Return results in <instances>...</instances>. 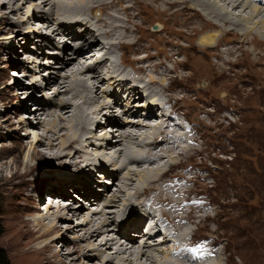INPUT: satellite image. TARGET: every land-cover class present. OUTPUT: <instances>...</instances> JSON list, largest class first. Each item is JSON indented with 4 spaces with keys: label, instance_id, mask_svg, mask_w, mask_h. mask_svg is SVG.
<instances>
[{
    "label": "rangeland",
    "instance_id": "rangeland-1",
    "mask_svg": "<svg viewBox=\"0 0 264 264\" xmlns=\"http://www.w3.org/2000/svg\"><path fill=\"white\" fill-rule=\"evenodd\" d=\"M24 1L17 4L18 6H23L22 12L11 14L7 23L0 26V208L3 225L0 247L7 253L11 264H27V261L22 258L23 253L27 251V247L15 245V241L17 240L18 242V235L22 230L18 224L22 221L31 222L32 224L35 220H45L46 224L49 223L50 220L45 217L48 205L55 207V209H52L57 212V202L54 199L52 201L48 199L50 194L59 195V193L65 191L66 193L64 192V194H67L68 197L62 198L63 201L74 200L76 204L85 205V207L88 203L87 201L92 200L91 203L94 202L95 198L93 196L90 195L87 200H84L83 193L75 191L77 185L80 188L84 186L85 182L77 181L83 179L84 181H92L95 194L104 193V189L111 193L108 199L105 195H102L103 200L99 202V205L94 204L93 208V211L97 212L103 210L107 217L114 219L109 226L110 231L116 228L118 223L120 224L126 219L128 214L129 216L131 215L130 212L123 213L120 207L123 204L121 200L119 202L120 205L116 204L117 207L106 206L111 196L118 194L116 193L118 189L120 190L121 187L127 186L125 190L130 189L129 192L134 198L137 192V185H141V191H144L146 193L145 198H148V201L145 202H149V199L154 197V193H159V189L151 190L153 187H160L166 192L158 202L152 205L151 211L157 212L163 218H166L167 221L164 220V223L166 226H169V223L172 224V230L177 235L169 238V243L164 246L157 241L159 245H156L157 243L154 240L147 239L148 236L142 237L143 234L140 235L142 228L138 232H132V238L138 242V245L152 242V246L154 247L155 245L158 248V251L154 254L161 264H168L169 261L173 262V260L179 262V258L178 260L173 259V251L171 252L170 250L171 246L174 247L173 245L176 242L192 245L193 247L196 246V243H199L196 248H193V251L205 253L206 255L204 256L209 259L208 261L214 264H264V23L260 24L263 16L242 22L236 28L237 31H233L234 28L229 27L230 24H226L222 28L215 27L214 23L204 16L205 12L202 14L198 10L199 7L194 2L190 4L189 2L181 3L180 6L173 3L167 4L163 0H127L125 2L127 6L123 10L127 14V22L121 20L123 22L116 27V35L110 40L111 44L114 45H112L114 49L118 50L115 52L107 50L110 61L102 62L109 67L111 64L118 65L117 67L119 69L123 68L126 73L128 71L127 75L129 76L124 77L130 79L132 84L138 86L136 94L144 95L145 100L148 96L151 97L155 94V88H145V85L156 79L161 83L153 82L156 83L160 92L156 98L157 103L162 104L172 98L175 99L166 104L163 112H169L170 107H172L171 109L176 108L177 112L173 118L174 120L181 119V124L178 126L186 129L184 124L186 121L192 128L191 130L177 129L175 132L178 136L184 137L179 141V144L182 146L181 149L187 150V153L183 154L184 152L179 149V151H176L175 157L171 158V161L170 159H165L162 164L164 168L161 166L160 172H155V174L153 173L154 176L150 175L148 177L155 178L154 180L150 178V180L154 181L152 185L149 187L146 185L144 188L140 177V173L144 170L132 163L128 167L124 164L125 168L121 169V163H124L128 153L127 151H120L119 148L109 152L107 154L108 158L106 157L107 160L111 161L112 159L106 168L111 172H117L118 180H116V186L106 184L105 179L103 182L101 178L97 177V174H94L95 172L90 171L92 167H87L86 173H82L79 168L87 165V162H82L80 166H75L73 165L75 160L65 157L62 159L66 163L64 164L65 166H60L61 160L46 158L45 160L37 161L33 158L31 147L39 139H42L43 135H46V130L53 129L59 132L61 129L63 130V126L66 123L61 120L62 114L60 111L53 107L55 104L48 106V108L46 107L49 105L50 99H56L59 104L62 97L57 96L58 87L64 81L63 76L72 73L71 70L61 72L63 70H60V66L55 67L60 60L55 59L54 61L52 59L59 52L56 50L55 54L53 53L55 51L53 50L55 42L52 41V37L48 34H52L53 30L60 27L57 23L59 18L61 20L59 24L61 25L65 23L67 26L69 24L84 26L86 21L92 22L96 12L102 11L103 17L100 19L99 24L101 22L104 23L103 20L107 19L109 15V10L107 9L110 8V2L107 3L105 0L108 5L102 7L104 11L107 10L105 13L102 9H94V7L97 8V5H94L89 0H78L72 4L70 1L66 2V6L71 5V8L67 9V14L62 15L63 12L55 11L54 16H52L50 6H46L44 10L39 9L40 7L42 8L41 3L44 0ZM159 1L162 2L160 3ZM0 2L6 4L4 9H0V15L8 14L10 8L8 0H0ZM118 2L123 3L124 0H119ZM211 2L215 5L220 4V7L224 6L218 0H211ZM49 3L53 2L49 0ZM253 6L258 5L253 3ZM183 8L185 9L181 13L180 9ZM225 8L230 15L242 16L243 14V16L247 17V13L250 14V8L248 9V7L244 9L247 10L244 13H242V8L234 10L235 13L232 12L231 8L227 6ZM68 15L69 17H66ZM51 16L54 21H52L53 23L51 22L50 29H46L45 21ZM226 18L229 19L231 17L226 16ZM89 27L93 29V24ZM99 27L100 29L102 28L101 25ZM197 27L199 28L196 29ZM250 28H253L252 31L254 32L249 36L245 37L240 34V32H247ZM100 29L95 30L94 28V31L102 32ZM39 30L43 32L40 36H49L45 38L48 41H45L44 44L46 45L42 47L41 45L38 46L37 41H35L37 36H39L37 34ZM166 30L177 34L166 35ZM209 33L211 35L216 34L218 38L216 37L213 44L202 47L201 38ZM23 37L30 38L28 47L26 41L21 40ZM148 38L151 40L149 41ZM92 40L100 44L110 42L107 39L105 40V38ZM60 41L59 47H64V49L68 47L66 50L68 53L77 50L79 43L74 44L73 40H67V44L61 39L57 40V42ZM135 41L140 42L141 48H138V46L133 47ZM129 45L132 47L129 48ZM121 49L124 50L125 56L122 55ZM225 51H229V55H226ZM143 58H145L144 63H147L149 67L140 68L141 72L139 73L138 63ZM29 61H38L40 64L32 65ZM83 61L80 60V63ZM153 61L156 62L154 63ZM49 62H54V64ZM15 63L24 64L23 69L15 67ZM157 63L161 66H159V69L154 70L153 67L157 66ZM33 66L36 67L34 68ZM24 69L27 71H24ZM33 69L36 70V73ZM120 70L122 71V69ZM136 70H138L137 73ZM17 71L21 73L20 75L23 79L18 78L13 82L11 72ZM57 72H59V76L56 75ZM28 73L30 74L29 78L24 76ZM39 73L42 74L39 75ZM120 73L118 75L123 77L124 74ZM55 76L57 77L56 79ZM138 77L144 79L143 84L138 80ZM75 78L78 81H87L90 86L94 84L88 74H76ZM40 81L42 82L40 83ZM49 82L52 83L48 87L41 85ZM57 82L59 84L57 85L58 87L53 86ZM95 83L100 86L102 93L103 89L100 82L96 81ZM105 84H108V89L116 88V86L111 87L113 85L112 81ZM21 85L27 89L25 90L27 92H31L32 88H34L36 92L34 100H38L43 104V115L41 117L38 115V120L44 124L42 126L41 123L37 128L38 130H31L24 126L25 124H22V122L30 121L35 126L38 121L35 118L34 120L30 118L35 111V104L33 101H29L25 94H21ZM41 86L43 87L40 88ZM94 89L96 90L95 85ZM168 98L170 99L168 100ZM111 99L113 101L118 100L115 96L111 97ZM111 99L103 98L101 94L97 101L100 102V105H104L109 103ZM76 102L80 103V100L77 99ZM89 102L94 101L91 99ZM98 105L91 103L90 108L86 105L85 111L92 114ZM127 105L128 103L125 99L120 100L117 110H115L116 116L114 118H117L118 114L121 116V111ZM25 107L32 111L25 110ZM135 109L138 108L135 107ZM157 110L156 113L159 116L160 112ZM68 116L66 115L64 118L67 119ZM125 118L127 117L121 116L120 120L125 121ZM78 120H76L77 122L74 121L75 125H78ZM98 122L96 129L98 132L96 131V134L87 136L89 142L84 144V151L91 154L93 160L90 163L93 164L97 162L95 159L98 153H102L106 149L105 145L99 142V138L105 135L110 137L113 132L112 128L105 124V120L98 119ZM170 129L174 128L170 127ZM65 130L67 131V129ZM61 132L63 133V131ZM148 133L147 140L162 137L157 135L158 131L156 130H150ZM192 134L194 135L190 137L189 135ZM119 135L120 133H116V137ZM142 143L143 140L138 141L137 145H133L134 142L132 141V154L138 152L139 144ZM175 145L177 146L178 143ZM17 146L23 148L19 156L16 155V152L6 153V151L8 152ZM96 152L97 155H95ZM15 156L19 157V162L13 165L12 161ZM119 156L121 157L119 158ZM76 157L75 159H77ZM113 158L115 159L113 160ZM115 160L119 162L117 163L118 165L113 166L112 162ZM25 165L34 168L35 172L27 178L29 183L18 185L19 177L15 176V173L18 172L21 177V174L25 172ZM64 168L68 170L66 171ZM50 169L57 172H53L54 179L48 177ZM102 169L98 168L96 173H103ZM118 169H121V171ZM168 170H170L169 173H167ZM65 173L72 176L73 179L76 178L72 185L73 187H69L66 190H62L59 187L50 188L49 184L47 186L42 181L44 177H48V182L55 183V178L62 177ZM61 180L67 182L66 179ZM112 181L113 183L115 182V180ZM85 188L83 187L82 189ZM76 189L79 188L77 187ZM74 192L78 195V199L71 197L75 196ZM64 194H60L59 197ZM85 194L89 195V190H85ZM119 195L123 200L130 198L126 197V193ZM132 201L136 202V198ZM137 201L140 202V199H137ZM135 202H132L131 206L134 209L136 207L141 212L139 210L141 209L140 204L138 206L137 204L134 205ZM58 203L60 204V202ZM71 203L66 207L71 205ZM150 204H152V201ZM90 211L91 213L93 212L92 208L90 210L85 209L84 212L88 215ZM54 212L51 211V213ZM118 215L119 217L115 223V218ZM120 217L121 220L119 219ZM69 219L71 220V217ZM97 219L98 222H103L104 217L99 215ZM70 220L61 221L60 224L59 220H57V223L62 227L61 231L63 233L66 232L68 227L78 223L76 218L73 219L74 221ZM108 221L111 222V220ZM184 234L187 235L185 243L179 240ZM79 235L81 233L68 234L64 242L67 243L66 240L69 241L68 238L72 241L74 237ZM109 237L113 238L116 236L113 232H110ZM162 237L163 241L165 235H162ZM155 238L157 240V237ZM25 241L22 239L19 240V243L25 244L27 243ZM117 241L120 244L124 243L120 238H117ZM64 242L59 240L54 250L60 251L63 256H67L69 248L63 244ZM39 247H41V243L34 244V248ZM170 253H172L171 256ZM195 255V253H192V257ZM106 256L115 257L114 249L108 250L105 254ZM132 256V258L130 257L131 260H129L131 261L130 264H151L145 258L136 262L134 261L136 257ZM118 260V258L117 260L115 259V263ZM89 263L101 264L97 259H93ZM112 263L115 264L114 262Z\"/></svg>",
    "mask_w": 264,
    "mask_h": 264
},
{
    "label": "bare ground",
    "instance_id": "bare-ground-1",
    "mask_svg": "<svg viewBox=\"0 0 264 264\" xmlns=\"http://www.w3.org/2000/svg\"><path fill=\"white\" fill-rule=\"evenodd\" d=\"M22 1H24V0H8V5L10 6L9 13L0 15V26H3L7 23L9 16L11 14H14L15 12H17V13L22 12L23 6L17 5L19 2H22ZM51 1L53 3H49V0H44L41 3L42 8L40 7L39 9L44 10L46 8V6H48V7L50 6V8L52 10L51 15L54 16L55 11L63 12L62 15L67 14V11L71 8V5L66 6V2L71 1V4H72L73 2H76L78 0H50V2ZM55 1H57V2H55ZM89 1L91 3H94V5H97V8L94 7V9H96V10L102 9V7L106 6L107 3L110 2V8L107 9V10H109L108 11L109 15H108L107 19L103 20L104 23L101 22V24H99V21H101L100 19L103 17L102 11L96 12L94 19H92V22L86 21L84 23V26L70 25V24L67 26L65 23H63L61 25V24H59L61 21L59 18V20H57L58 21L57 23L60 27L57 28L56 30H53L52 34H48L50 37H52V41L55 42L54 43L55 45H53L51 43V45H53V47H54L53 50H55L53 53L55 54L56 50H57V52H59L56 55V57H53V59H52L54 61H55V59L60 60L59 64L56 63L58 65L55 67L60 66V70H63L61 72L71 70L72 73L71 74L69 73L70 75L63 76L64 81L61 83V85L59 87L57 86V85H59L58 82L55 85H53L55 87L56 86L58 87L57 96L62 97V100L59 101V104H58V102H56V99H54V100L50 99V103L46 107L48 108V106L55 104L53 107L57 108L60 111V113L62 114L61 120L64 121V123L65 122L66 123L64 124L65 126H63V130L61 129L59 132L55 131L53 129L46 130V132H47L46 135L45 136L43 135L42 139H39L34 144V146L31 147L32 156L37 161L38 160H45L46 158H49L52 160H58V161L61 160L60 166H65L64 164H66V163H64V160H62L65 157H67L71 160H75L76 164L75 163L73 164L75 166H80V164L82 162H87L88 163L87 165L81 166V168H79L82 170V173H86V170H88L87 167H92V170H90V171L95 172L94 174H97L98 178H101V180H104L106 177H108L107 178L108 181H110L111 179L115 180V182L114 183L112 182L111 184L113 186H116V180H118L117 179V176H118L117 172H115V173L111 172L110 170H108L106 168V167H108V165L112 161V159H111V161L108 159L109 160L108 161L106 159V157L108 158L107 154L109 152L115 150L116 148H119L120 151H127V153H128V155H126L128 158L125 157L126 159H125L124 163H121L122 164L121 169L125 168L123 166L124 164L126 167H128V165L131 163L137 165L142 170H144L140 173V177H141V181H142L141 184L144 185V188L146 185L149 187L150 185H152V183L154 182L153 180L155 178L150 177L151 179H153V180H150V178H148V177L150 175L154 176L155 172H157V173L160 172L159 170H160L161 166L164 168V166L162 164L164 163L165 159H170V161H171V158L175 157V153L177 150L179 151V149H180V151L184 152L183 154L187 153V150L185 151V150L181 149L182 146H180V144H179V141H181L184 137L182 136L183 137L182 138L181 136H178L175 133L177 131V129H181V130H186V129L178 126L181 124V119L180 120L176 119L177 124L174 125V129H170L171 126L168 123L160 124L156 128H151L146 123L147 121L152 120L153 118L158 119V117L161 116L162 114H160L158 116V114L156 113V110L159 109V110H157L158 112L164 111V107L166 106V104L175 100L174 98H172V99L168 98V100L169 99L170 100L165 102V103H162V104L157 103L156 98L160 92H159V88L156 85V83H153V82H157L159 84H161V83L158 82L156 79L151 80V82H148L145 85V88H153V89L155 88L154 89L155 90L154 96H151V97L148 96V98L145 100L144 95L136 94V89H138V86L135 84H132L131 83L132 81L130 79L126 78L127 76H129V75H127L128 71L126 73V71L123 68H120V69H122V71H121L117 67L118 65L115 66L114 64H111V66H113V67H111V66L109 67L103 63L104 61L105 62L110 61L109 58L104 60L103 62L101 61L97 64L92 65L91 64L92 62H91L90 65H88L86 67L82 66L83 62H81L82 63L81 64L80 60L83 59L84 54L87 53L88 45H89L90 41L93 42L92 39L99 40L101 38H105V40L107 39L108 41H110L116 35L115 34L116 33V27L119 25V23H122L123 21L127 22V19H128L126 12L123 10L127 6L125 4V2L127 0H124L123 3H119L118 2L119 0H113V1L106 0L107 3L105 0H89ZM163 1H165V3L167 2V4L173 3V4H178L179 6L181 5V3L189 2V4H190V3L194 2V4L197 7H199L198 10L201 11L202 14H204V12H205L204 16L210 22L214 23V26L217 28L218 27L222 28V27L226 26V24H230L229 27L234 28L233 31H237L236 28L239 27L242 22L254 20V18H258L259 16L260 17L263 16V19H261L260 24L264 23V0H218L219 2L224 4V6H221V7H220V4L215 5L214 3L211 2V0L210 1H208V0H172V1L163 0ZM159 2L161 3L162 1H159ZM128 3H130V2L128 1ZM253 3H256L258 6H253ZM5 5H6L5 3L0 2V9H4ZM190 6H192V5H190ZM226 6L231 8L233 10L232 12H234V13L238 8H240V9L242 8L243 9L242 13H244L245 11H247L244 9L248 7V9L250 8L249 9L250 14L247 13V17L243 16V14H242V16H237L235 14L230 15V13H228L226 11V8H225ZM184 9L185 8L180 9V12L183 11ZM102 10L104 11V9H102ZM107 10L104 12L106 13ZM92 11H94V10H92ZM75 12L77 13V11H75ZM238 15H240V14H238ZM52 16H51V18H48L45 21L46 25H47L46 29H50L51 22L54 21ZM179 16H181V15H179ZM226 16L227 17L229 16L232 19L231 18L228 19V18H226ZM66 17H69V15ZM70 18H72V17H70ZM121 20H123V21L121 22ZM91 24H93V29L89 27ZM100 25L102 26L101 29L99 27ZM124 27H125V24H124ZM130 27H131V25H130ZM94 28H95V30L100 29L102 32L94 31ZM198 28L199 27H197L196 29H198ZM252 29L253 28H250V30H248L245 33L240 32V34L242 36H245V37L249 36L250 34H252L254 32V31H252ZM41 33H43L42 30L37 31V34H39V36H37V39H35V41H37L38 46L41 45V47H42V46L46 45V44H44V42L48 41V39H45V38H47L49 36L48 35H47V37H44L42 35L40 36ZM117 34H118V32H117ZM150 34H152L153 36H156L153 33H150ZM165 34L166 35L167 34L176 35L177 33L172 32L170 30H166ZM119 35H120V33H119ZM216 37L218 38V36H216V34L211 35L210 33L208 35L202 36V38H201V44H203L202 47L213 44L216 40ZM58 39H61L63 42H65L67 44H68L67 40H73L74 44L79 43L80 45L78 44L76 51H73L72 53H70V52L68 53L66 51L68 49V47H66V49H64V47L61 48V46L59 47L61 41L57 42ZM144 39H146V38H144ZM148 39H149V41L151 40L150 38H148ZM21 40L26 41V44L28 47L30 38L28 39L27 37H23ZM134 44L135 45H133V47L138 46V48H141L140 42L135 41ZM102 45L105 46V48L109 52H115L116 50H118L116 48L114 49V47H113L114 45L111 44V41L108 43L104 42ZM130 47H132V46L129 45V48ZM38 48H40V47H38ZM73 48H75V47H73ZM122 48H124V47H122ZM121 52H122V55L125 56V52L123 49H121ZM225 52H226V55H229V53H230L229 51H225ZM66 55H68V56L66 57ZM144 60H145V58L139 60L140 63L137 62L138 66H139V73L141 72L140 68H148L149 67L147 65V63H144ZM29 62H31L32 65H35L37 63L40 64L38 61L37 62L36 61H29ZM153 62L155 63L156 61H153ZM49 63L54 64V62H49ZM158 63H157V66L153 67L154 70L159 69V66H161V65H158ZM180 64H182V63H180ZM14 65H15V67L20 68V69H23V67H24V64H20V63H15ZM201 65L204 66L203 63H201ZM162 67H164V66H162ZM40 69H39V72H40ZM24 71H27V70L24 69ZM33 71L36 73L35 69H33ZM59 72H57L56 75L59 76L60 75V74H58ZM119 72L124 74L123 77H122V75L121 76L118 75ZM137 72H138V70H136V73ZM116 73H117V75H116ZM20 74L21 73H19V75ZM40 74H42V73H39V75ZM76 74H78V75L79 74H81V75L88 74L91 77L92 81H94V84L90 86L87 81H78L75 78ZM168 74H169V72H168ZM24 76L29 78L30 74L28 73V74H25ZM124 76H126V77H124ZM56 78L57 77L55 76V79ZM21 79H23V78H21ZM138 80L141 81V84H143L144 79L142 77L141 78L138 77ZM96 81H99L100 85H102L101 86L103 89L102 93L100 91L101 90L100 86L95 83ZM109 81L113 82V85L111 84L112 85L111 87L113 88L114 86H116L115 89L114 88L108 89V84L106 85L105 83H108ZM51 83L52 82L42 83L41 85H44V87H48ZM94 85L96 87V90L94 89ZM106 86H107V88H106ZM20 87L22 90L21 94H25L27 96V99L31 102L33 101V103L35 104V107H34L35 111L33 112V114H31L30 118H32L33 120L35 118L38 121L37 125L35 124V126H34V123H31L30 121L25 122V123L22 122V124H25L24 126H26L27 128H29L31 130H34V131L38 130L37 129L38 126H40L41 123H42L41 124L42 126L44 124L43 122L38 120L39 119L38 115L40 117L43 115V104H42V102H40L38 100H34L35 99L34 95L36 93L34 88H32L31 92H27V91H25V90H27L25 87H23L22 85ZM142 88H144V87H142ZM23 92H25V93H23ZM101 94H102L103 98L107 97L108 99H111V97L115 96V98H117L118 100H114L115 101L114 102L113 99H111V101H109V103H105L104 105H100L99 104L100 102L97 101V98H99ZM77 99L80 100V103L76 102ZM91 99H93V101H94L91 103H94V104L96 103V105L99 104L98 106L95 107L92 114L90 112L85 111L86 105L88 108L91 107L90 106L91 103L89 102V101H91ZM122 99H125V101L128 103L126 108L123 109V111H121L122 112L121 116L127 117V118H125V121L120 120L121 116H119V114H118L117 118H114L116 116L115 110H117L116 108L119 105V101ZM139 100H141L140 103H138ZM148 100H150V101H148ZM142 103H143V105H142ZM135 107H137L138 109H135ZM171 108L172 107H170V110H173L175 113L177 112L176 108H173V109H171ZM24 109L32 111L31 109H28V107L27 108L25 107ZM169 112H166L165 115L169 116V118H171V119H174L173 114L169 113ZM66 115H69L67 119L64 118V116H66ZM95 116H97V117L95 118ZM138 116H140V117H138ZM93 117L95 118V120ZM162 117H164V116H162ZM77 119H79L78 125H75L74 121H76ZM98 119L99 120H105L106 121L105 124H107L108 127H111L113 132L110 135V137H107L105 135V136H101V138H99V142L102 143L103 145H105L106 149L102 153H98V155L96 152L95 155H97V158L95 160L97 162H96V164L95 163L93 164V163H90V161L93 160L91 154L84 151V149H85L84 144L86 142H89L87 136L94 135L98 132L96 130L98 127V123L100 122V121L98 122ZM65 129H67V131ZM100 130H102V129H100ZM150 130L158 131L157 135L162 136V137L161 138L159 137L157 139L152 138L150 140H147V135L149 134L148 132ZM61 131H63V133ZM116 133H120V135L116 137ZM49 134H51V135L49 136ZM95 136H97V135H95ZM187 137H188V135H187ZM141 140H143V143L139 144V150H137L138 152H135L134 154H132V151H133V150L131 151V149L133 148V146L131 144L132 141L134 142L133 145H137V142L141 141ZM177 143H178V145L176 146L175 144H177ZM92 145H96V144H92ZM97 146H99V145H97ZM22 149L23 148L17 146V147L10 149L8 152L6 151V153L11 154V153L16 152L17 153L16 155L19 156L22 153ZM78 154H79V156H78ZM81 154H82V156H81ZM76 155H77V157H76ZM18 156H15V159H13V161H12L13 165L18 164V162H19ZM75 157L77 159H75ZM120 157L121 156H119V158ZM114 159L115 158H113V160ZM118 162H119L118 160L113 161L112 162L113 166L118 165L117 164ZM24 168H25V172H23L21 174V177L18 174V172L15 173V176L19 177L18 185L29 183L27 178L30 177L31 174L33 175L35 172V169L28 166V165H25ZM98 168L99 169L103 168L102 169L103 173H101V172L96 173V170ZM121 169L120 170L118 169V170L121 171ZM64 170L67 171L68 169L64 168ZM77 170H78V168H77ZM53 172H56V170L53 171L50 169L48 171V173H49L48 177L54 179ZM169 172H170V170L167 171V173H169ZM162 175H163V173H162ZM110 177H111V179H110ZM47 178L44 177L42 180V181H44L45 185H47V186L50 185V188L51 187L52 188H54V187L58 188L59 187L62 190H66L69 187H73L72 185L76 181L75 177H74L75 179H73V177L68 175L67 173H65L64 176H62V177L55 178V183L54 182L53 183L48 182ZM61 179H66L67 182L65 180H61ZM77 181L78 182H82V181L85 182L83 187H86V188L82 189L83 187L80 188V186L77 185V187L79 189H76L77 187H75V191L77 190L79 193H83V196L85 197L84 200H87V197L90 195L93 196L95 198L93 203H91L92 200H89V201H87L88 203L85 207V205H78L74 202V200H72L71 205L66 207L68 204H65V203L62 204V201H60V200H63L62 198L68 197L67 194H64L65 191L59 193V195L64 194L61 197H59V195H56V194H52V195L50 194V196H52L54 201L57 202V205H56L57 206L56 207L57 212H54L55 207H52L50 205L47 206V208H46L47 213H46L45 217H47V220H50L49 223L46 224L45 220H35V222L32 224H31V222H26V221L25 222L22 221L18 224V226H21L22 230L20 231V233L18 235V242H17V240L15 241V245L27 247V249H26L27 251L24 252L22 255V258H24L27 261V264H44V263H47V264H90L89 262L92 261L93 259L99 260L101 262V264H113L112 262L115 263V259L117 260V258L119 260L115 264H130L131 261H129V260H131L130 257L132 255H134L136 257L135 259L133 258L134 261H136V262H139L140 260L145 258L146 261L150 262L151 264H161L160 261L156 258L155 254H154L156 251H158L157 250L158 248H156L155 245L153 247L151 244L152 242H147V243L145 242V243H143V245H138V242H136V240L132 238V236H133L132 232H138L139 229L142 227L145 219H152L153 217L155 219V213L151 211V207L153 204L158 202L166 193L162 188L153 187V189H151V190H154V189L158 190L159 189V193L158 194L154 193V197L152 199L150 198L149 202H145V201H148V198H145L146 193L144 191H141V188H142L141 185H137V187H136L137 192L135 194L136 196L134 195L135 196L134 198H132L133 195L131 196V193L129 192L130 189L125 190V187H127V186H123V187L120 186L121 189L120 190L118 189V192H116L118 194L112 195L111 199L109 200V203L106 206L107 207H117L116 204H119V202L121 200V201H123V204H124V205L122 204L120 206L121 210L123 211L124 214L130 212L131 215L129 216V214H128V217H126V219H124L120 224L118 223L117 227L113 228V230L110 231L109 226L112 224V221L114 219L111 217H107V214L103 210H101L100 212H97V211H93L94 210L93 208H94V204L99 205V202H101L103 200L102 195L103 196L105 195V197L108 199L110 197L111 193L108 192V190L104 189V193L95 194L94 193L95 192L94 186L91 183L92 182L91 180H85L84 181V179H83V180H77ZM69 182L71 183L70 185H69ZM105 183L110 184V182H107V181ZM85 190H89L90 194L89 195L85 194ZM74 193H75V196H71V197H76L78 199V195H76V192H74ZM121 193H122V195H123V193H126L127 194L126 197H130V198L128 200L127 199L123 200L122 197L119 195ZM99 194H101V195H99ZM81 198H82V196H81ZM135 198H136V202L132 201ZM137 199H140V202H138ZM66 201H71V200L68 199ZM66 201H63V202H66ZM151 201H152V204H150ZM58 202H60V204H62V205H60ZM132 202H135L134 205L137 204V206L140 204L139 206L141 207V209H139V210H141V212L138 211V209L136 207L134 209L131 206ZM62 206H65V207H62ZM52 208H54V209H52ZM90 208H92L93 212L91 213V211H90L87 215V213L84 211H85V209L90 210ZM51 211L54 213H51ZM109 213H115V212H109ZM116 214H118V213H116ZM99 215L104 217L105 222H104V219H103V222H100V221H99L100 223L98 222L97 218ZM69 217H71V220L69 219ZM118 217H119V215L115 218L116 219L115 223L117 222ZM74 218H76L78 223L76 225H74V224L71 225L70 227L67 228L66 232L63 233L61 231L62 227L59 225L60 222L61 221H68V220L74 221L73 220ZM43 219H45V218H43ZM51 219H56V220H51ZM119 219L121 220V217ZM57 220H59V224L57 223ZM108 220H111V222ZM187 222H188V220H187ZM146 224L147 223H145V225H144V227L140 233V235L143 234L142 237L149 236L146 232L144 233V231H143L144 228H146ZM110 232H113L116 237L110 238L109 237ZM79 233H81V235L74 237L72 239V241H70L71 239L68 238L69 241L66 240L67 243L64 242V239H66L68 237L67 236L68 234L73 235V234H79ZM157 233H160V231L157 230L154 233V235L149 236L147 239L152 240V241L154 240L155 243H157L156 238L154 239V237H156ZM111 235H113V234H111ZM157 236H159V235H157ZM160 236H162V235H160ZM240 236H242V235H240ZM186 237H187V235L184 234L183 236H181L179 238V240H182V242L185 243ZM117 238H120V240L123 241L124 243L120 244L117 241ZM22 239L26 240L25 242H27V243H25V244H23L22 242L19 243V240H22ZM59 240L63 241L64 242L63 244L69 248V252H68L67 256H63L60 251L54 250V248H56L55 245L57 244V242ZM38 243H41V247L34 248V244H38ZM168 243H169V235H166L165 238L163 239V241L161 239V243H159V244H163L165 246ZM159 244L157 243L156 245H159ZM113 249H114L115 257L114 256H112V257L106 256L105 257L106 252L108 250L110 251ZM134 250L136 251V253ZM170 250H171V252H172V250H178V247H175V245H174V247L171 246ZM191 252L196 254L191 259V261H193L194 264H214V263H211L208 261L209 259L206 256H204V255H206L205 253H202L199 251L194 252L193 249L191 250ZM48 254H50V255L48 256ZM126 255H128V256L126 257ZM102 258H103V260H101ZM184 260H185L184 256H181V257H179L180 263L177 261H174V260H173V262H170V261L169 262H170V264H175V263L176 264H185V262H183ZM186 261H188V259H186ZM132 262H133V260H132ZM169 262H168V264H169ZM97 264H99V263H97Z\"/></svg>",
    "mask_w": 264,
    "mask_h": 264
},
{
    "label": "trees",
    "instance_id": "trees-1",
    "mask_svg": "<svg viewBox=\"0 0 264 264\" xmlns=\"http://www.w3.org/2000/svg\"><path fill=\"white\" fill-rule=\"evenodd\" d=\"M3 235V225L1 222V208H0V238ZM0 264H11L7 253L0 247Z\"/></svg>",
    "mask_w": 264,
    "mask_h": 264
}]
</instances>
